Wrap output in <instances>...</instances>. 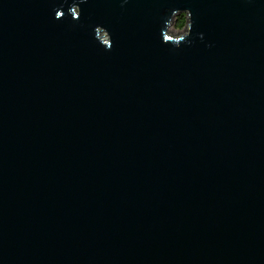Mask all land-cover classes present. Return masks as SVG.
I'll return each instance as SVG.
<instances>
[{
	"label": "water",
	"instance_id": "1",
	"mask_svg": "<svg viewBox=\"0 0 264 264\" xmlns=\"http://www.w3.org/2000/svg\"><path fill=\"white\" fill-rule=\"evenodd\" d=\"M0 264H264V0H0Z\"/></svg>",
	"mask_w": 264,
	"mask_h": 264
},
{
	"label": "trees",
	"instance_id": "2",
	"mask_svg": "<svg viewBox=\"0 0 264 264\" xmlns=\"http://www.w3.org/2000/svg\"><path fill=\"white\" fill-rule=\"evenodd\" d=\"M186 18H187V14L182 13L179 14V16L175 19L176 27L178 29L184 28L186 26L187 24Z\"/></svg>",
	"mask_w": 264,
	"mask_h": 264
},
{
	"label": "rangeland",
	"instance_id": "3",
	"mask_svg": "<svg viewBox=\"0 0 264 264\" xmlns=\"http://www.w3.org/2000/svg\"><path fill=\"white\" fill-rule=\"evenodd\" d=\"M178 17V16H177ZM176 17V18H177ZM176 18H173V22H174V24H172V26H171V28H170V30H174L172 33H174V34H178V33H181V32H183V31H185L186 30V28H187V24H186V26L184 27V28H181V29H178L177 27H176V22H175V19Z\"/></svg>",
	"mask_w": 264,
	"mask_h": 264
}]
</instances>
